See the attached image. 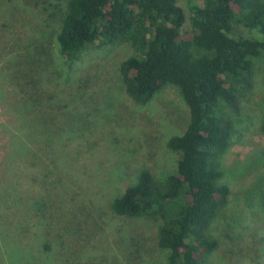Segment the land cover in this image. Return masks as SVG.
Masks as SVG:
<instances>
[{"label":"rangeland","instance_id":"1","mask_svg":"<svg viewBox=\"0 0 264 264\" xmlns=\"http://www.w3.org/2000/svg\"><path fill=\"white\" fill-rule=\"evenodd\" d=\"M66 1L0 0V264H165L157 223L110 205L140 169L175 171L166 139L186 128V105L171 85L145 104L126 95L116 69L127 43L87 47L65 66L55 33ZM254 65L245 128L222 158L231 194L211 222L208 264H264V57Z\"/></svg>","mask_w":264,"mask_h":264},{"label":"trees","instance_id":"2","mask_svg":"<svg viewBox=\"0 0 264 264\" xmlns=\"http://www.w3.org/2000/svg\"><path fill=\"white\" fill-rule=\"evenodd\" d=\"M187 5L185 27L178 0H67L55 33L67 67L87 47L129 44L134 52L116 69L126 95L145 104L171 85L186 105V128L166 139L179 153L175 171L140 169L110 205L117 215L157 223L165 264H208L219 245L211 222L231 194L222 158L243 133L241 103L254 88V60L264 57V0ZM259 131L264 134V111ZM32 206L45 211L40 199Z\"/></svg>","mask_w":264,"mask_h":264}]
</instances>
